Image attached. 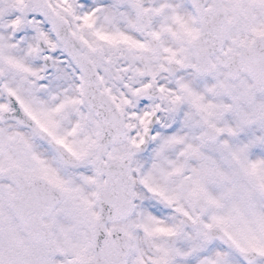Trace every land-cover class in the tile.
<instances>
[{
	"label": "snow or ice",
	"instance_id": "6c2138e0",
	"mask_svg": "<svg viewBox=\"0 0 264 264\" xmlns=\"http://www.w3.org/2000/svg\"><path fill=\"white\" fill-rule=\"evenodd\" d=\"M0 264H264V0H0Z\"/></svg>",
	"mask_w": 264,
	"mask_h": 264
}]
</instances>
